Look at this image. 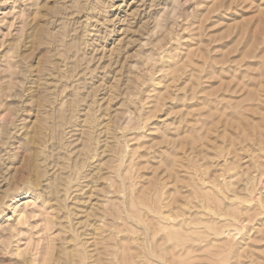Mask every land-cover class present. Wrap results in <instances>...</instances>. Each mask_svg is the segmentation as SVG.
<instances>
[{
  "label": "rangeland",
  "instance_id": "1",
  "mask_svg": "<svg viewBox=\"0 0 264 264\" xmlns=\"http://www.w3.org/2000/svg\"><path fill=\"white\" fill-rule=\"evenodd\" d=\"M0 264H264V0H0Z\"/></svg>",
  "mask_w": 264,
  "mask_h": 264
},
{
  "label": "bare ground",
  "instance_id": "2",
  "mask_svg": "<svg viewBox=\"0 0 264 264\" xmlns=\"http://www.w3.org/2000/svg\"><path fill=\"white\" fill-rule=\"evenodd\" d=\"M87 139H88V136L86 135V141H87Z\"/></svg>",
  "mask_w": 264,
  "mask_h": 264
}]
</instances>
